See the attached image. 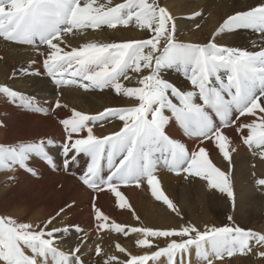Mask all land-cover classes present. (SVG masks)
Returning a JSON list of instances; mask_svg holds the SVG:
<instances>
[{
    "label": "snow or ice",
    "instance_id": "snow-or-ice-1",
    "mask_svg": "<svg viewBox=\"0 0 264 264\" xmlns=\"http://www.w3.org/2000/svg\"><path fill=\"white\" fill-rule=\"evenodd\" d=\"M131 23L149 31L150 38L88 42L70 50L61 47L64 35L103 26L116 29ZM239 29H251L264 35V3L228 17L217 35ZM175 32V20L160 6L159 0H124L114 5L113 0L103 3L100 0H0V37L26 46H46L48 54L40 53L44 56V74L55 85H78L84 90L111 88L118 95L138 101L135 106L107 108L97 114L73 109L70 117L60 121L66 132L62 144L58 146L51 139H40L17 146L0 145V168L19 165L34 172L29 164L35 156L55 169L57 164L49 149L59 147L65 170L76 165L81 155L88 157L79 179L97 191H103L106 186L119 198L120 208L131 206L119 185L131 182L139 185L142 178H147L154 197L178 212L154 175L162 162L178 175L183 172L186 178L204 180L211 189L226 194L235 204L230 171L218 167L206 148L190 151L183 142L170 137L166 128L175 120L186 137L200 144L213 142L231 165V140L223 129L236 126L244 144L261 149L259 155L264 158V104L261 103L264 98V48L259 51L230 48L218 45L214 39L206 45L183 43L176 40ZM169 69L182 73L191 89L182 90L165 79L163 73ZM133 80L139 86L123 83ZM0 95L30 111H45L35 97L7 85L0 86ZM61 107L66 106L56 101L54 108ZM247 116L254 119L237 125L240 117ZM112 118L123 122L120 131L97 137L93 126L98 123L103 126L101 122ZM245 131L247 136L243 135ZM81 133L86 135L81 136ZM105 170L107 176L103 175ZM256 183L264 188V178ZM95 212L98 229L126 236L142 233L144 238L137 240V245L158 249L137 256L117 244L119 252L126 253L130 259L109 256L104 264H149L161 257H166L169 264H191L193 248L198 260L213 264L214 259H222L225 254L232 257L236 253L251 252L250 242L264 246V233L235 225L203 230L190 223L179 229L129 228L114 220L110 222V217L99 209ZM54 219L50 218L41 226L0 216V264H49V261L51 264H84L78 255L82 242L68 252L55 246L59 243L58 233H69L73 228L79 233L83 229L79 226L49 228ZM173 237L178 239H171L165 247L155 245L150 239ZM25 248L30 249L32 255L27 254ZM96 254L101 255L99 245ZM260 255L264 256V252Z\"/></svg>",
    "mask_w": 264,
    "mask_h": 264
},
{
    "label": "bare ground",
    "instance_id": "bare-ground-1",
    "mask_svg": "<svg viewBox=\"0 0 264 264\" xmlns=\"http://www.w3.org/2000/svg\"><path fill=\"white\" fill-rule=\"evenodd\" d=\"M100 2L103 3L104 0ZM122 2L124 0H113V5ZM262 3L264 0H159L160 6L165 7L175 20V38L178 42L206 45L214 39L218 45L249 51L264 48V35L251 29L225 31L220 35L217 33L228 17ZM150 35L149 31L138 29L134 23L126 27L118 26L116 29L103 26L96 30L84 29L75 32V35H64L61 47L70 50L88 42H125L147 39ZM48 52L46 46H26L0 37V86L7 85L35 97L45 109L43 113H36L0 95V145L17 146L20 143L51 139L59 146L66 136L60 121L70 117L71 110L97 114L107 108L130 107L138 103L135 98L118 95L111 88L84 90L78 85H55L44 74L42 65ZM144 74L147 73H141ZM163 76L182 90L191 89L190 82L182 73L169 69ZM123 83L130 87L139 86L135 80ZM56 101L66 107L54 108ZM261 103L264 104V98ZM233 118L235 119V114ZM253 119L251 116L240 117L236 123H249ZM101 123L103 126L99 123L93 126L94 134L101 138L118 132L123 127V122L118 118ZM223 131L231 140V165L224 160L213 142L200 144L198 140L186 137L175 120L166 128L170 137L183 142L190 151L204 147L218 167L226 172L230 171L236 194L235 204L226 194L211 189L204 180L186 178L183 172L178 175L161 162L154 175L159 180L161 190L173 201L178 212H173L163 201L154 197L147 178H142L139 185L135 182L119 185V190L131 206L122 209L119 207V198L106 186L103 191H97L87 187L79 179L86 168L88 157L81 155L76 165L65 170L62 166L63 153L56 147L49 149L57 164L55 169L35 156L29 164L34 172L19 165L0 168V216L41 226L55 217L49 228L79 226L83 232L78 233L73 228L69 233H58L59 243L55 246L68 252L82 242L78 255L84 264H104L109 256L121 260L130 259L126 253L119 252L117 244L124 247L127 253L137 256L158 250L155 246L149 249L137 245L136 241L144 238L142 233H130L126 236L108 229H98L99 222L94 219L95 209L109 216L110 222L114 220L129 228L179 229L190 223L201 230L205 227L235 225L264 233V188L256 183L258 179L264 178V158L259 155L261 149L244 144L236 126L226 127ZM243 135L247 136L248 132L245 131ZM103 175L107 176L108 171L105 170ZM229 217L232 219L229 220ZM150 239L155 245L165 247L171 239L178 238ZM98 245L101 249L100 256L96 254ZM250 246L251 252L236 253L232 257L225 254L222 259H214L213 264H264V258L260 255L264 252V246L255 245L254 242H250ZM25 251L32 255L30 249L25 248ZM179 259L177 256L178 262ZM190 260L191 264H204L197 259L194 248ZM149 264L169 262L166 257H161L159 261H149Z\"/></svg>",
    "mask_w": 264,
    "mask_h": 264
},
{
    "label": "rangeland",
    "instance_id": "rangeland-1",
    "mask_svg": "<svg viewBox=\"0 0 264 264\" xmlns=\"http://www.w3.org/2000/svg\"><path fill=\"white\" fill-rule=\"evenodd\" d=\"M264 258V256H262Z\"/></svg>",
    "mask_w": 264,
    "mask_h": 264
}]
</instances>
